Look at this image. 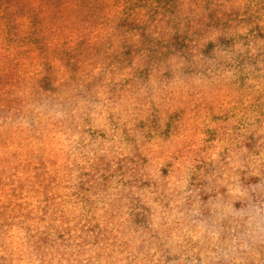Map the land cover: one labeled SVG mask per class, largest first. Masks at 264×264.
Segmentation results:
<instances>
[{"label":"rangeland","instance_id":"1","mask_svg":"<svg viewBox=\"0 0 264 264\" xmlns=\"http://www.w3.org/2000/svg\"><path fill=\"white\" fill-rule=\"evenodd\" d=\"M30 2L38 22L9 28L0 0V264L35 240L40 264H264V0ZM142 31L164 48L133 82L110 54ZM176 33L184 48H165ZM130 156L140 180L94 187Z\"/></svg>","mask_w":264,"mask_h":264},{"label":"trees","instance_id":"2","mask_svg":"<svg viewBox=\"0 0 264 264\" xmlns=\"http://www.w3.org/2000/svg\"><path fill=\"white\" fill-rule=\"evenodd\" d=\"M47 1L48 0H45V3ZM41 2H44V0H41ZM10 5H12V7L9 10V22H8L9 28L12 25H14V23H15V21L10 20V19H13V17L17 14L18 11L28 12L27 15H29V17L31 18V25L33 24V22L35 24L38 22L39 17H40V11L34 9L35 8L34 5L39 7L38 4H35V3L33 4L32 2H30V0H27V1L7 0V5H6L5 9H7ZM43 13H47V9L44 8ZM212 18H213V16L210 17L211 20H212ZM122 23H123V25H120V26L127 34H130V32H127L126 29H132L133 27L136 26L134 16H132V17L130 16L129 19L125 18ZM132 23H133V25H132ZM118 27H119V25H117V28ZM255 30L259 31V27H256ZM8 33L11 34L12 29H8ZM130 35L132 37H134V34H130ZM138 36L140 37V39L135 40V38H133L132 40H130V43H128V44L125 43L124 50L121 52V54L120 53H117L115 55H112V53L110 54V57L113 60L114 59L117 60V57L120 56V59H122V61H123L122 65H121V68L123 66V69H125V68L131 69L132 67L135 66V68H133L131 70V71H133V73L129 74L130 79L133 82H138L136 80L138 78L140 79V78H144L146 76L147 77L149 76L151 69L154 68V65L152 63H150V61L151 62H154V61L157 62V58L159 55H161L162 48H164L162 45V42L159 39H157V37H155V36L145 38L143 31L141 33H139ZM12 40L15 41V39H12ZM76 41L80 42V43L86 42L84 40L83 35H79L77 37ZM181 42L182 41H179V35L176 33V34L169 35L168 40L164 44H165V48L171 47V48H175L178 51H180L185 46L184 45L181 48L179 46V44ZM12 43L13 42L9 40L8 44H5V47H3V49H1V52L5 51L7 49V47H9L10 44H12ZM138 43H140L141 46H143V44H145V47L141 49L140 53H138V51H139V48L137 45ZM87 44H89V43H87ZM154 44H156V46H158L159 49L156 51H154V49H150V51H149L150 54H147L148 50L146 48H148ZM89 45H91V44H89ZM211 45L212 44L207 45L205 51H208L207 49H209L210 48L209 46H211ZM107 56H109V55H107ZM160 57H159V59H160ZM123 58H124V60H123ZM136 60H137V62H136ZM132 61H134V62H132ZM125 62H127V63H125ZM136 64H138L139 68L136 67ZM223 65H224V63H223ZM213 70L215 71L214 68H213ZM155 71H156V68H155ZM52 81H53V79L51 77H47L45 79V84H44V88L46 90H48L50 93L53 92V90H54V83ZM5 101L8 104L11 101V99H5ZM2 112H3V110H0V117L2 116ZM147 122H150V119L147 118L146 120H143L142 124H146ZM132 159H135L136 161H133ZM142 162H143L142 157H139V159H136V158H133L130 156V157H127L124 159H118V164L114 163V166H112L108 160L107 161L102 160V162L100 163V167L95 168V170H97L96 172H100V173H98V174L96 173V175H95L98 177L97 181H96L98 183V185H94V187L102 188V190L104 191L105 189H107V187H111L113 184L118 185V186L119 185L124 186L127 182V177H131L133 181L140 180L141 178L137 177V176L139 174V172H138V169L140 167L139 164H141ZM41 165H42V163H41ZM123 169H125V170H123ZM51 176L49 175V173H45L42 177H36L35 181L38 182L39 185L41 183H47V182L49 184L50 182L55 181L54 177H51ZM118 178H121V179L124 178V180L118 181ZM29 181H31V180H29ZM92 184H93V182L90 179H88L85 182V185L92 186ZM80 187L82 190L83 184H80ZM90 191L97 192V190H95V189H91ZM45 210H47V208H45ZM45 210H43V213H42L45 216H46L47 212L53 211L51 209L49 211H45ZM98 231H102V230L99 229ZM94 233L97 234L95 231H94ZM98 233H101V232H98ZM57 238H59V237H57ZM57 238L56 237L43 236L42 239L45 242V245H48L50 247V249L52 251H54L55 256H57V254H60V258H62V254H63V258H64V250H63L64 244H62V245L57 244L56 242L59 241V239H57ZM90 238H91V236H88V239H86V237L84 236L83 240L81 241L82 244L85 246H88L89 243L91 244ZM94 238H96V240H95L96 244L102 245V247H103V243L98 242L99 239H102V238H99L98 235H96ZM33 240H35V239H33ZM65 242L66 241H64V243ZM23 244H25V242ZM83 245H81V247H83ZM32 247L33 248H39V251L32 252L30 254H27V253L23 254V255H26V257H29V255H31L29 257L30 259L27 260V264H40L42 262L47 263L48 262L47 257L42 255L47 249L43 250L44 247L40 249L41 246L38 244V242L36 240L33 242ZM52 248H54V249H52ZM16 255L17 254H14V257H18ZM51 260H52V258H51ZM14 261H15V263L13 262V264H21L20 261H17L15 259H14Z\"/></svg>","mask_w":264,"mask_h":264}]
</instances>
